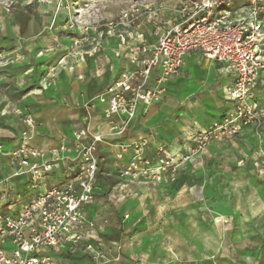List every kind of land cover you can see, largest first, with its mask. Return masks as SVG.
I'll list each match as a JSON object with an SVG mask.
<instances>
[{"label": "built area", "instance_id": "1", "mask_svg": "<svg viewBox=\"0 0 264 264\" xmlns=\"http://www.w3.org/2000/svg\"><path fill=\"white\" fill-rule=\"evenodd\" d=\"M150 14L149 6H131L113 22L103 24L107 44L114 43L116 59L120 65L127 62L121 71L120 66L118 70L111 66L113 78L95 96L103 106L110 135H128L139 106L162 98L170 76L182 72L192 52L219 62L232 75L224 94L234 106L205 129L189 134L195 144L189 153L195 154L219 134L239 133L263 114L257 95L264 82V0H246L242 6L235 0H179L173 20L159 34L141 29ZM99 27L94 29L102 36ZM90 29L85 30L83 39L92 38V52L97 53L104 46L101 39L91 36ZM92 102L85 106L84 125L73 130L72 148L65 142L48 149L34 146L30 137L34 117L14 108L26 129L11 149L3 150L0 143V155L13 168L8 175L0 174V264H54L55 254L64 251H82L96 263L111 261L98 235L97 221L85 212L95 201L102 161L99 146L108 142L106 134L90 126L89 117L98 107ZM156 144L160 159L152 166L144 156L147 137L133 143L118 142L119 158L130 148L134 150L123 174L163 179L180 156L169 155L166 145ZM69 150L71 153H66ZM189 153L183 159L189 158ZM120 257L118 254L115 260Z\"/></svg>", "mask_w": 264, "mask_h": 264}, {"label": "crops", "instance_id": "2", "mask_svg": "<svg viewBox=\"0 0 264 264\" xmlns=\"http://www.w3.org/2000/svg\"><path fill=\"white\" fill-rule=\"evenodd\" d=\"M235 2L237 6H242L246 0H235ZM113 45L114 43L105 44L103 51L91 59L80 58L71 61L68 57H64L65 61L61 62L63 68L60 69L61 73L55 82L57 84L51 87L49 95L38 92L35 95L27 93L22 97L14 96L11 99L8 97L0 107V120L11 118L10 114L15 107L23 109L29 107L33 114L43 119L38 127L40 134L33 140L34 146L48 149L65 142L69 148H72L75 145L73 130L83 126L85 122L83 121L84 105L103 90L113 78L111 66H115L117 62ZM126 65L127 62L123 61L120 71ZM231 83L232 75L225 72L219 62L206 59L199 52H192L186 58L182 72L170 76L163 99L139 106L137 117L127 137L149 135L152 131L154 135L156 131L157 138L149 136L151 141L164 142L172 153L187 151L190 143L187 138L191 132L208 127L233 108V102L227 100L224 94V88ZM263 90L264 82L258 89L261 105H264ZM54 99L60 102L52 101ZM12 116L10 120L19 125V130H7L9 136L6 137L2 134L4 130L2 127L5 124L0 125V143L12 142L14 147L19 144V132L24 128V124L15 114ZM92 124V128L99 129L101 133L110 131L103 106L100 104L93 113ZM250 133L248 129L244 136L252 137ZM222 144L224 142L219 140L213 142L211 151L217 150L216 148L222 150ZM208 148L198 158L196 157L197 159L188 161V166L194 161H199L204 153L206 156L204 158H208L210 155L207 153ZM108 149L106 144L101 143L100 157ZM66 153H71V150ZM7 165L6 161L0 158L2 176L10 174L13 170ZM248 166L250 167L249 163ZM234 173L237 182L229 186L223 180L221 188L222 195L228 202L224 211L226 216L233 218L228 221L222 220L220 224L199 227V231L196 229V220H190V215L186 218L189 221V228H186L180 219L174 220L177 212L194 210L191 202L180 201L182 191L188 190L180 185L187 183L190 187L201 179L199 169H193L190 173L175 179L172 188L166 193L175 201L160 205L158 210L166 211L168 215L158 214L157 222L152 227L149 226L133 234L132 238L127 237L122 240L121 252L118 246H115L117 239L111 237V230L116 225L115 219H111L109 215L107 217L105 211L103 212L108 208H105L106 204L100 198L105 190L103 186L106 184L103 182L101 170L95 188V201L86 207L85 212L88 218L95 219L98 223V235L103 240V249L111 258L106 264H135L138 260H142L144 264H152L156 260L158 264L164 262L166 264H264V182L247 175L242 169ZM121 191L122 189L119 190ZM177 216L180 218V214ZM81 252L76 254H82ZM118 254H121V257L115 260Z\"/></svg>", "mask_w": 264, "mask_h": 264}, {"label": "rangeland", "instance_id": "3", "mask_svg": "<svg viewBox=\"0 0 264 264\" xmlns=\"http://www.w3.org/2000/svg\"><path fill=\"white\" fill-rule=\"evenodd\" d=\"M178 1L0 0V107L8 97V99H11L14 96H25L27 93L35 95L38 92L49 95L51 87L57 84L55 82L61 73L60 69L63 68L61 62L65 61L64 57H68L71 61L80 58L86 60L103 51L92 52L95 45L94 40L92 38L89 40L83 39L87 28H93V30L90 29L89 31L91 36L101 39L104 46L109 42L104 25H108L111 21L113 22L114 19L131 6L140 8L149 6L151 14L147 16L141 25V29L145 28L150 33L159 34L173 20ZM95 26H100L98 30L101 31L102 36L96 33ZM154 37L156 38V35ZM116 60L115 66L118 70L120 61ZM262 93L264 98V90ZM165 95L166 92L160 100ZM95 96L92 98V103L99 105V101ZM257 96L259 100V94ZM52 101L60 102V100L56 99ZM86 104L83 107V121L87 113ZM260 106L263 114L249 123V125L241 128L239 133L235 135L219 134L195 154L189 153L190 149L195 145L191 140L187 151L172 153L165 146L169 155L180 157L176 166L174 168L171 167L161 180L149 178L147 175H124L123 170L127 168V165L132 160L134 150L130 148L129 152L123 154V158H119L117 155L119 148L116 146L118 142L133 143L140 137H147L149 146L145 148L144 156L154 166L160 159L156 143L159 142L166 145L159 140L151 141L149 136L157 138L156 131H154V135L152 131L149 135H140L134 138L127 136L117 138L110 135V131L102 132L106 134V141L109 142L103 143L109 149L101 156L103 182L106 184L103 186L105 190L101 193L100 198L106 204L105 208H108L107 211L104 209L103 212L105 211L107 217L109 215L111 219H115L116 225L111 230V237L117 239L115 246H120L121 252L123 250V241L127 237L132 238L133 234L141 232L149 226L152 227L157 222L158 214L168 215L166 211L158 210L160 205L171 204L175 201L171 195L166 193L172 188V183L175 179L180 175L183 176L188 172L190 173L193 169H199L201 179L190 187L187 183L180 185L188 189L187 191H182L180 201L183 203L191 202L194 210L191 212L186 210H182L180 213L177 212L174 220L180 219L182 224L189 228V221L186 218L190 215V220H196V229L199 231V227L203 228L211 224H220L223 222L222 220L228 221L233 218L226 216L227 214L224 211L228 202L222 195L223 180L229 186H233L237 182L234 172L242 169L247 172V175L254 176L264 182V105L260 104ZM21 109L35 119V128L30 132L31 142L33 143V140L40 134L38 127L43 119L35 113L33 114L32 109L30 110L29 107ZM12 111V114H10L11 118L15 114L14 108ZM93 113L94 111L89 118H93ZM11 118L0 120V125L5 124L2 127L4 129L2 134L6 137L9 136L7 130H19V125L10 120ZM18 118L24 124L23 120L20 117ZM91 119L90 126L93 127ZM247 128L251 131L252 137L247 136L246 138L244 136L248 131ZM25 129L26 125L24 124V128L20 129L19 132V141L22 131ZM217 140L224 142L225 145H221L223 149L218 150L216 146L217 150L212 149L211 151V147L214 146L211 144ZM209 145L211 146L209 147ZM12 147V142L3 143V150H9ZM206 148H208L207 153L210 154L208 158H204V153L199 161H194L192 165L188 166L187 162L197 159ZM188 153L190 154L189 158L183 159V155ZM0 158L3 160L1 155ZM139 166L141 168L145 167L144 164H139ZM48 179L51 180V177ZM120 189H122L121 192H119ZM186 192L187 194H185ZM144 193L147 194L142 195ZM177 214H180V218ZM190 226L193 225L190 224ZM82 254H76V252L69 255H63V253L55 254L54 264H95L92 257ZM169 254L173 255L172 252H169ZM142 263L144 264L142 260L135 262V264ZM158 263L157 260L152 262V264Z\"/></svg>", "mask_w": 264, "mask_h": 264}]
</instances>
